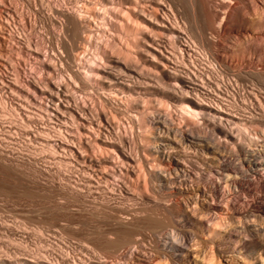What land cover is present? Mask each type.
Masks as SVG:
<instances>
[{
  "label": "bare ground",
  "instance_id": "6f19581e",
  "mask_svg": "<svg viewBox=\"0 0 264 264\" xmlns=\"http://www.w3.org/2000/svg\"><path fill=\"white\" fill-rule=\"evenodd\" d=\"M13 1L20 0H0V111L7 116L4 121L0 114V128L13 125L37 141L59 170L65 166L81 176L69 187L108 210L109 233L118 238V252L110 257L94 256L96 250L86 246L75 258L59 251L54 262L39 252L35 264H264V0H242L243 6L229 0L216 6L211 0H41L64 17L63 32L71 27L85 33L94 23L100 35L89 63L61 71L74 90L68 87L65 98L55 91L59 66L51 55L31 52L30 37L12 28ZM179 5L190 6L202 22L198 31L215 64L188 33L174 9ZM38 16L27 18L31 23ZM188 46L194 60L210 63L213 73L223 70L210 80L213 88L186 68ZM10 50L23 57V69L38 65L42 75L23 76L14 64L15 79L8 81ZM225 81L245 89L247 98L230 96ZM45 101L57 111V126L40 122ZM118 112L127 121L117 123ZM111 179L119 182L120 200L109 189Z\"/></svg>",
  "mask_w": 264,
  "mask_h": 264
},
{
  "label": "rangeland",
  "instance_id": "374dc122",
  "mask_svg": "<svg viewBox=\"0 0 264 264\" xmlns=\"http://www.w3.org/2000/svg\"><path fill=\"white\" fill-rule=\"evenodd\" d=\"M32 1L35 2V6L33 5L34 3ZM211 1H212L211 4H213V6H216L219 4L220 1H223V0H211ZM224 1H228V0H224ZM13 2L14 3L17 2L15 4V6H13L14 5ZM13 2H12L13 5H12V3L10 4L13 6L11 8L13 10V15L15 17L14 22H12L13 23L12 28H15V31L19 30V31H16V33L17 34L21 33V36L23 34L24 38H25V36H26V39H28L27 36L30 37L29 39H31V40L29 42L32 41L31 46H33L32 47L33 49L31 48L32 49L31 52L32 51L35 52L37 50V51H40L42 54L44 52V55H48V53H49V55L47 57H49L51 55L50 57L53 59L52 61L53 62L55 61L54 63L57 64V67L59 66L57 68V71H56L57 73L56 72H55L56 74L54 73L55 78L52 79L53 83L55 84V91L57 93L59 92V94L61 93L60 95L63 94L62 97L65 98V96H64L65 90L68 87H70V89H68L67 91H70V90L74 91V90H73L71 85L70 86L67 85L68 82L66 83V79L61 77V71H62V73H65L64 71H67V70L72 71V70L77 68L76 66L79 67L80 64H81L80 66L86 65V62L90 61V58L92 60V57L93 58L95 57V55H96V52H95L96 46L95 45H96L97 37L99 35L98 29L95 27L96 25L94 23L90 24L91 25V28H90L91 32H89L90 30L87 29L88 31L86 30L85 33L84 32L81 33L82 36H81V34H76L75 31H73L74 32L73 33L72 30H70L71 27L69 29L67 28L68 30L65 29V31L63 32V30H64L63 28H65L66 25H64L65 27H63V25H60V24H62L61 20H62V18L64 19V17H62V15L58 13L59 10L57 8L56 9L58 11L54 7H50V8H53L54 10L49 9V7L47 8V6L44 7L43 5H46V3H44L42 5L41 0H36V1L35 0H20V1H16V2L13 1ZM241 2H243V4ZM246 2L247 1H242V0L241 1L240 0H231V2H230V0H229V3H232L234 6H237V5L243 6L244 4H246ZM169 3L173 4V2H171V0ZM17 4H18V6H17ZM28 4H30V5L28 6ZM41 5L44 7L45 10H43V7H41ZM179 6L177 8L175 7L174 9L177 13L180 12L178 16L179 17L181 16L180 18H182V21L184 20V23L186 22V27L188 29V33L190 32L194 36L193 38H195V40L198 42V44L201 45V46L200 45L199 46L204 48L205 51L210 55V57H209L210 61H213V63L215 64V61L213 60V56H214L213 55L214 52H212L213 49H211L207 45V42H205L206 40L203 41L205 38H202L201 32L198 31L199 28L201 29L200 25L202 26V22L199 21V18H198V22H197V17L196 18L194 17V14L192 12L193 10L190 8V6L184 7L183 5H181L180 9L178 10ZM97 7H99V6H97ZM214 8L218 9V7H214ZM37 9H38V11H37ZM48 9H49V11H48ZM22 10H23V12H22ZM14 11L15 12L17 11V13H15ZM50 11H52V12H50ZM46 12L48 13V15ZM55 12H57L58 15H57V13L55 14ZM18 13H20V14H18ZM30 13H36V15L37 16L39 15L38 17H40V18H37L36 21L32 20L33 22L30 23V21L27 18L30 16ZM15 14H17V15H15ZM55 15H57V16H55ZM19 17H20V19H19ZM24 20L26 23L24 22ZM17 21H18V23H17ZM30 24H33V25L31 26ZM14 25H15V27H14ZM22 25H24V27ZM16 26H18V27H16ZM25 26H27V27H25ZM61 26L63 27L62 29H61ZM29 27H30V29H29ZM26 28H27V30H25ZM85 28H87V27L85 26L84 29ZM21 31L22 32L24 31V33H22ZM26 31H27V35H24L26 33ZM32 31H34V32H32ZM57 31H58V33H57ZM67 31H69V32H67ZM29 32H30V34H28ZM32 36H33V38H32ZM65 36H66V38H65ZM71 36H73V38ZM207 36H210V35L207 34ZM57 37H59V38L57 39ZM44 38H45V40H43ZM67 38H69V39H67ZM74 38L77 40V42ZM66 40H68V41L66 42ZM184 40L185 39H183L181 41L182 44L186 43ZM40 41H41V43H40ZM233 41L235 42V39L233 40L231 38L230 42L227 45L229 47H231L229 44H234V43H231ZM257 41L259 43V40H257ZM37 42H38V44H37ZM42 42H44V43H42ZM260 42H262V41H260ZM35 44L40 45V47L36 46ZM73 44H75V47ZM14 45H12V47L10 46V49H12L13 52L15 53L16 51H18V49L13 47ZM44 45H45V47H44ZM183 48L186 49L184 51L185 52L184 54L186 55V56H184V57H186V58H184L185 60L187 58L189 59L191 57L193 60H194V58H196V57H194L196 54H195V52H193V49L189 48V46L183 47ZM58 49H59V51L60 50H62V51L59 52ZM12 50H10L12 54L9 53V55L7 56V58H9V59L6 58L7 63H9V64L11 63L10 64L11 66L8 65V71L9 72L8 71L6 72V76H7V74L9 75V76H7L8 81L12 80L13 78L15 79V74L13 75V73H15V70L18 69L19 66L20 67L22 66L21 69H23V65L21 64L23 57L20 58V55L18 56V54L13 55ZM188 51H190V52H188ZM191 52H193V54H195V55L194 56L190 55ZM54 53H55V55H54ZM55 56H56V58H55ZM58 56H59V58H58ZM72 56L74 58H72ZM47 57L44 56L43 58H41V60L42 59L44 60ZM10 59L12 60L11 62H9ZM20 59H22V60H20ZM192 59H189L188 61L186 60V62L188 64L186 68H188V66H189L190 68H188V69H191L192 73H194V72L199 73V74H197V73L196 74L199 75L200 77H202L207 84L210 82V80L212 78H213V80H215L214 78L217 79V75L219 77L220 76L219 73L221 71L223 73V70H221V69L218 70V71H220L219 73L217 72L218 74H216V72L213 73L211 70H209L210 69V63H208L207 61H204V60L199 61V60L195 59L192 62ZM190 60L192 63L190 62ZM201 61L204 63H202ZM206 62H207V65L205 64ZM14 64L16 65L15 70H14L15 67H13ZM191 64H194V66ZM17 65H19V66H17ZM60 65L62 67H60ZM208 65H209V67H208ZM36 66H37V68H36ZM36 66L35 67L33 66L34 69H32L33 67L32 68L28 67L27 69H23V72H22L23 76H29L30 75L29 77H31V76L32 77L33 76H39L40 77L42 75V73L39 71L38 65H36ZM195 66L198 69H196ZM204 68H205V70H204ZM10 69H11V71H10ZM24 70H26V71L24 72ZM206 73H208V74H206ZM206 75L208 77L210 75V79H208V77ZM223 76H224V79L227 81L228 77L226 78L225 75H223ZM9 77H11V78H9ZM224 79H223V82H224ZM226 81L224 84L221 82L222 88L224 87V89L228 86V85L225 86L227 84ZM208 85L211 86L212 84L209 83ZM211 88H213V87L211 86ZM233 88H234V86H233ZM235 88L237 90L236 89L234 90V89H232V87H229V86L227 87L228 91L231 92L230 96H234L235 98H237L236 100L242 101V99H244V97L246 99L247 96L249 95L248 92H246V90L241 88L240 86L235 87ZM95 89L98 90L97 87H95L94 90ZM81 90H83V89H81ZM97 92L98 91H95L94 95H97L96 94ZM68 93L71 94L70 92H68ZM79 94H81V91L78 93V96H79ZM76 97H77V94H76ZM57 102L59 103V100ZM47 103H48L47 101L44 102L42 109L45 108V110H43L41 113L43 115L42 119H44V117H45V121L41 120L40 122L41 123L44 122L42 124L44 126L46 124L57 126V124H58V119L56 117L57 111H54V109H53L54 107L53 108L51 107L52 104H50V105L48 104L49 106L45 105ZM46 108L50 112H48L46 110ZM110 108H111V110H115L113 107H109V109ZM46 111H47V114H46ZM43 112H45V113H43ZM119 112L116 114V118H115L117 123L119 121L122 122L123 120L127 121L128 117L121 114L122 112L121 113H119ZM0 114H2V116H3L5 113L1 112ZM2 116L0 115V117H2ZM4 116L2 117V119L5 118ZM50 119H52V122H50L51 121ZM3 120L4 121L7 120V116H6V119H3ZM47 121H49V122H47ZM8 124L9 123L5 124V126H6L5 128L8 127ZM12 126L13 125L9 124V127L12 128V129H10L11 131L8 130L9 128H7L6 131L4 130L5 128H3V129L0 128V136H2V137H0L1 138L0 139V143H1L0 144V149H1L0 152L2 151L4 154L3 155L2 152L0 153V159L2 158L0 160V264H17V263L23 264L25 262H30L31 264H35L36 261L39 260V257H38L39 252H41L42 255L44 254L43 256H45V254H46L45 258L50 260V262H54V259H55V261L60 260V258H59L60 252H66L67 251L68 254L70 256H72L71 258H73L75 255H76L75 257H77V255H81L82 251L86 252L88 249L86 246L91 247L92 248V249L90 248L91 250H93V249L96 250L95 251L96 254H94V256H100V255L103 257L112 256L114 254V252L117 250V249H115V245L118 243V242H116V239H118V238L116 237V235L109 233L110 229L112 230L113 228H109V227H111V224H110L111 221L109 222L108 217L104 216L105 215V214H103L104 208L100 207L99 205H96L95 202L91 201L92 198H90L89 196L77 193L70 188L72 186V183H73V186H76L77 181L81 182L80 181L81 176H79L76 173H72V172L68 171L69 169L67 167L65 168V166L64 167L61 166L63 169L60 168L61 170H59V167L57 168V165L54 163L55 161L51 158V156L48 153H46V151L40 150V148H39L40 144H38L37 141L36 142H30L29 141L30 139H28V136L24 135L23 132L20 130L17 131V129L15 127L13 128ZM7 131H9L12 134L8 133ZM14 131H16V132L14 133ZM3 133H5V134H3ZM21 135H23V137ZM39 142L41 143V141H39ZM30 143H33V145ZM9 144H11V145L9 146ZM32 146H35L37 149H34L35 147H32ZM236 146L239 148V146H240L239 143ZM1 154L3 156H1ZM48 157H49V159H48ZM25 158H28V159H25ZM34 158H35V160H34ZM26 161H28V162H26ZM13 164H14V166H13ZM116 166L117 167H115V170L117 172L119 170V166H118V164H116ZM65 169H68V170H65ZM72 178H73V180H72ZM111 180L112 181H110V185H109L110 188L109 189L111 190V188H112V191L114 190L113 192H116V194H115L116 198L118 200H120L119 199L120 198L119 197L120 196L119 195L120 194V188L118 185L119 182H117L116 179L115 180L111 179ZM114 182L117 183V185L114 184ZM68 184H71V185H68ZM73 186H72V188H74ZM114 186H115V188H114ZM117 195H119V196L117 197ZM112 202H113V200H112ZM138 203H141L140 199L138 200ZM171 210H172V213L176 214V211H177L176 207H172ZM105 211H108V210H105ZM92 214H96V215H92ZM105 218H107V219H105ZM108 224L110 226H108ZM102 232H103V234H102ZM107 233H109L110 235ZM112 240H113V244H112ZM40 248L42 249V251H40L41 250ZM123 248L124 247H122L119 250V252H121V250ZM44 249H45V251H44ZM103 249H105V250H103ZM116 252H118V250Z\"/></svg>",
  "mask_w": 264,
  "mask_h": 264
}]
</instances>
